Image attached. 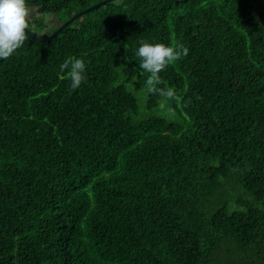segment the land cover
<instances>
[{
    "label": "trees",
    "instance_id": "16d2710c",
    "mask_svg": "<svg viewBox=\"0 0 264 264\" xmlns=\"http://www.w3.org/2000/svg\"><path fill=\"white\" fill-rule=\"evenodd\" d=\"M35 36L0 60V264H264V0H115ZM141 40L188 48L160 73L179 100L146 92Z\"/></svg>",
    "mask_w": 264,
    "mask_h": 264
},
{
    "label": "clouds",
    "instance_id": "9594fccd",
    "mask_svg": "<svg viewBox=\"0 0 264 264\" xmlns=\"http://www.w3.org/2000/svg\"><path fill=\"white\" fill-rule=\"evenodd\" d=\"M32 23V8L27 0H0V60L11 58L29 41V30ZM135 55L139 58V69L148 73L145 89L149 94H158L163 98L162 106L168 101L179 100L173 87H158L163 83L160 73L169 66L189 54L184 45L176 42L171 45L164 43L139 42ZM85 62L83 59L69 56L60 65V72L67 70V77L71 81V88L78 89L86 82ZM126 69L124 64L117 67L118 72Z\"/></svg>",
    "mask_w": 264,
    "mask_h": 264
},
{
    "label": "rangeland",
    "instance_id": "374dc122",
    "mask_svg": "<svg viewBox=\"0 0 264 264\" xmlns=\"http://www.w3.org/2000/svg\"><path fill=\"white\" fill-rule=\"evenodd\" d=\"M64 18L67 19L65 14H62L58 17L54 15H39L37 14V11L32 8V24L40 21L43 25V28H41L42 26L39 25H33L31 28L35 33L44 34L46 30H52L56 28Z\"/></svg>",
    "mask_w": 264,
    "mask_h": 264
},
{
    "label": "water",
    "instance_id": "95a60500",
    "mask_svg": "<svg viewBox=\"0 0 264 264\" xmlns=\"http://www.w3.org/2000/svg\"><path fill=\"white\" fill-rule=\"evenodd\" d=\"M115 0H103L83 11H81L80 13H77L75 15H73L71 18L67 19L60 27H58L51 35H49L48 37H39V36H35L32 32L29 31V35L31 36H35L37 39H40V40H44V41H49L51 40V38L55 37L59 32H61L66 26H68L72 21L80 18L82 15L86 14L87 12L89 11H92L106 3H110V2H113ZM181 1H186V0H181Z\"/></svg>",
    "mask_w": 264,
    "mask_h": 264
}]
</instances>
